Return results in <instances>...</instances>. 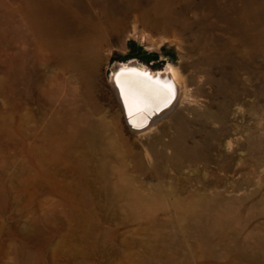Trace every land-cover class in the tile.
I'll list each match as a JSON object with an SVG mask.
<instances>
[{"label":"rangeland","instance_id":"374dc122","mask_svg":"<svg viewBox=\"0 0 264 264\" xmlns=\"http://www.w3.org/2000/svg\"><path fill=\"white\" fill-rule=\"evenodd\" d=\"M133 60L185 81L143 129ZM0 264H264V0H0Z\"/></svg>","mask_w":264,"mask_h":264},{"label":"bare ground","instance_id":"6f19581e","mask_svg":"<svg viewBox=\"0 0 264 264\" xmlns=\"http://www.w3.org/2000/svg\"><path fill=\"white\" fill-rule=\"evenodd\" d=\"M167 41V38L162 37L160 44ZM113 66L108 83L104 82L102 86L98 85L100 97L107 100L115 111L122 112L127 123L130 121L134 127L139 129L140 127L141 129L145 128L151 122V117H158L156 111L162 109L174 95H180L185 89L183 76L173 64H169L164 72H153L135 60L128 63H116ZM169 88L171 96L168 93ZM58 109L60 108L58 107ZM173 117V121L181 128L182 134H186L188 126L193 121L186 117L181 109H176ZM129 128L130 131L133 130V126L129 125Z\"/></svg>","mask_w":264,"mask_h":264},{"label":"snow or ice","instance_id":"6c2138e0","mask_svg":"<svg viewBox=\"0 0 264 264\" xmlns=\"http://www.w3.org/2000/svg\"><path fill=\"white\" fill-rule=\"evenodd\" d=\"M123 75V74H122ZM169 96H171V89H168Z\"/></svg>","mask_w":264,"mask_h":264}]
</instances>
